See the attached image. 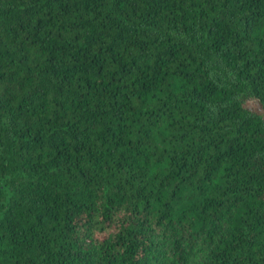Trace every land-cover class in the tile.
Here are the masks:
<instances>
[{
  "label": "trees",
  "instance_id": "trees-1",
  "mask_svg": "<svg viewBox=\"0 0 264 264\" xmlns=\"http://www.w3.org/2000/svg\"><path fill=\"white\" fill-rule=\"evenodd\" d=\"M264 264V0H0V264Z\"/></svg>",
  "mask_w": 264,
  "mask_h": 264
},
{
  "label": "rangeland",
  "instance_id": "rangeland-1",
  "mask_svg": "<svg viewBox=\"0 0 264 264\" xmlns=\"http://www.w3.org/2000/svg\"><path fill=\"white\" fill-rule=\"evenodd\" d=\"M200 254L199 255H196L190 262L189 264H195L194 262L199 258Z\"/></svg>",
  "mask_w": 264,
  "mask_h": 264
}]
</instances>
